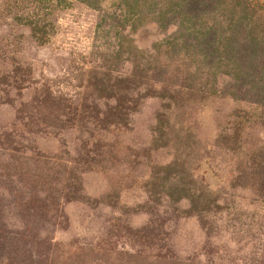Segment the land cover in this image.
<instances>
[{
	"label": "rangeland",
	"instance_id": "rangeland-1",
	"mask_svg": "<svg viewBox=\"0 0 264 264\" xmlns=\"http://www.w3.org/2000/svg\"><path fill=\"white\" fill-rule=\"evenodd\" d=\"M212 1L0 0V264H264V0Z\"/></svg>",
	"mask_w": 264,
	"mask_h": 264
},
{
	"label": "trees",
	"instance_id": "trees-1",
	"mask_svg": "<svg viewBox=\"0 0 264 264\" xmlns=\"http://www.w3.org/2000/svg\"><path fill=\"white\" fill-rule=\"evenodd\" d=\"M212 1V0H211ZM222 0H213V4H218L220 3ZM238 3L240 4V8L243 9V10H248V9H251L250 6H248L246 4L245 1L243 0H238ZM239 4H237V6H239ZM209 5H211V2H209ZM254 7H252L253 9ZM182 20V24L185 23V19H181ZM244 20L243 19H238L237 20V24L235 26V38L239 39V43L234 41V44H238L240 46V49L238 51V53H240L242 55V57L239 59L240 61L242 60H245L247 59V55L249 56H254L256 55L257 53H264V33L257 39H253V38H250L249 36H246L248 35L249 32H247L246 35H243L245 32H243V22ZM35 27V26H34ZM36 29V27L34 28ZM194 28H191L189 31L190 32H194L193 30ZM216 36V34H215ZM214 35H212V37L206 42V47H207V56H208V61H209V65L211 66L212 64L214 63H218V62H221L222 60L224 61H228V53H226L225 49L224 48H221L220 51L216 52V47L218 46L219 47V44H218V40L216 39ZM249 37V38H247ZM166 42V45L171 46V42L169 41H165ZM210 46L212 47V51H209L210 49ZM247 54V55H246ZM248 62H249V57H248ZM152 68V66H151ZM154 68L153 67L152 69H149L148 68V72L149 73H152L153 75V72H154ZM258 72L254 73L253 75H251L247 83V85H251L252 83L256 84L255 82L253 81H256V79H253V78H256ZM253 79V80H252ZM124 81H127V79H124ZM157 83V81H155ZM259 84L261 83V80L258 81ZM257 82V83H258ZM253 84V85H254ZM259 89V101H256V105L260 106V108L264 111V87H260L258 88ZM133 92L136 91V88L132 89ZM195 196V195H193Z\"/></svg>",
	"mask_w": 264,
	"mask_h": 264
}]
</instances>
